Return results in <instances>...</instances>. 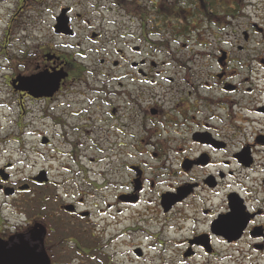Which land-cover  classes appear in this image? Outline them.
<instances>
[{
    "label": "flooded vegetation",
    "instance_id": "af4514ba",
    "mask_svg": "<svg viewBox=\"0 0 264 264\" xmlns=\"http://www.w3.org/2000/svg\"><path fill=\"white\" fill-rule=\"evenodd\" d=\"M50 119L92 157L53 168L22 135ZM24 236L30 264H264V0H0V244Z\"/></svg>",
    "mask_w": 264,
    "mask_h": 264
},
{
    "label": "rangeland",
    "instance_id": "374dc122",
    "mask_svg": "<svg viewBox=\"0 0 264 264\" xmlns=\"http://www.w3.org/2000/svg\"><path fill=\"white\" fill-rule=\"evenodd\" d=\"M24 131H26V129L23 130L22 135L23 133H27V137L31 136L29 132H35L36 136L43 135L51 139L50 154L52 155L53 168H60L64 164H71L72 160L64 157V154L74 148H77L78 152L82 154L81 157H85L86 154L92 157L90 154L92 150L89 140L87 141L83 136L79 137V135H77L79 139L75 135L66 138V133L69 135V128H61L60 126L53 125L52 119L37 123L29 127L27 132ZM76 143L78 144L76 145ZM79 161H81L83 164H86L82 158H80ZM90 168L95 169L97 167L90 166Z\"/></svg>",
    "mask_w": 264,
    "mask_h": 264
},
{
    "label": "water",
    "instance_id": "95a60500",
    "mask_svg": "<svg viewBox=\"0 0 264 264\" xmlns=\"http://www.w3.org/2000/svg\"><path fill=\"white\" fill-rule=\"evenodd\" d=\"M32 246L27 236L12 238L0 244V264H30Z\"/></svg>",
    "mask_w": 264,
    "mask_h": 264
}]
</instances>
